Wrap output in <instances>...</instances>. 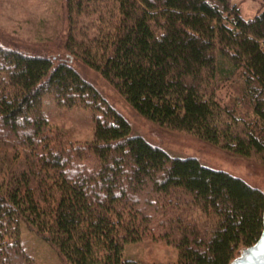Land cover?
<instances>
[{
    "label": "trees",
    "instance_id": "trees-1",
    "mask_svg": "<svg viewBox=\"0 0 264 264\" xmlns=\"http://www.w3.org/2000/svg\"><path fill=\"white\" fill-rule=\"evenodd\" d=\"M65 5L70 21L94 15V33L72 52L139 114L264 165V10L244 18L232 0ZM43 95L94 111L92 138L64 141ZM130 129L68 61L0 43V264H34L22 225L62 264H162L123 257L141 239L173 246L177 261L166 264H230L256 242L264 191Z\"/></svg>",
    "mask_w": 264,
    "mask_h": 264
},
{
    "label": "rangeland",
    "instance_id": "rangeland-1",
    "mask_svg": "<svg viewBox=\"0 0 264 264\" xmlns=\"http://www.w3.org/2000/svg\"><path fill=\"white\" fill-rule=\"evenodd\" d=\"M232 2L239 7L244 18L264 10V0ZM74 15L70 21L65 0H0V43L68 61L127 119L132 135L142 136L172 156L195 157L207 167L226 171L264 191V165L252 158L232 154L190 133L167 129L146 119L99 72L77 57L70 47L75 51L76 42L91 38L94 15L77 18ZM69 34L73 40H70ZM230 92L229 83H222L216 92L217 100L224 104ZM41 107L47 112L51 127L62 131L64 141L83 142L92 138L94 111L91 109L58 106L50 95L41 96ZM21 237L32 254L34 264H62L55 249L23 225ZM122 253L124 258L140 263H173L178 257L173 246L142 239L126 243Z\"/></svg>",
    "mask_w": 264,
    "mask_h": 264
},
{
    "label": "water",
    "instance_id": "water-1",
    "mask_svg": "<svg viewBox=\"0 0 264 264\" xmlns=\"http://www.w3.org/2000/svg\"><path fill=\"white\" fill-rule=\"evenodd\" d=\"M230 264H264V229L256 242L243 248Z\"/></svg>",
    "mask_w": 264,
    "mask_h": 264
}]
</instances>
